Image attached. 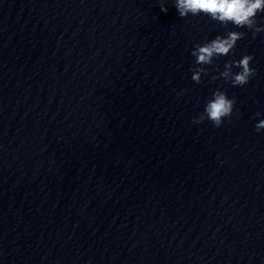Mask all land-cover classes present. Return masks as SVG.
I'll return each instance as SVG.
<instances>
[{"label": "clouds", "instance_id": "clouds-1", "mask_svg": "<svg viewBox=\"0 0 264 264\" xmlns=\"http://www.w3.org/2000/svg\"><path fill=\"white\" fill-rule=\"evenodd\" d=\"M180 17L189 15H205L221 25H234L236 28H246L253 33L264 32V24L258 25L257 15L264 13V0H174ZM166 6H161V11L167 12ZM246 33L241 31H227L226 35H217L214 39L203 44L197 43L193 46L191 55L195 58V66L190 68L193 73L192 80L201 83L202 76L207 75L208 69L205 65H212L214 60L220 56L229 55L236 47L237 42L245 37ZM253 56L244 55L239 60H232L224 64V70L219 77L230 81L233 87L244 86L256 75V70L251 67ZM240 69L234 72L233 69ZM236 100L229 98L225 91L217 89L212 97L207 100L204 110L199 116L193 118V123L210 121L215 127H221L226 118H231ZM257 116L260 113H256ZM256 132L264 131V119L255 125Z\"/></svg>", "mask_w": 264, "mask_h": 264}]
</instances>
